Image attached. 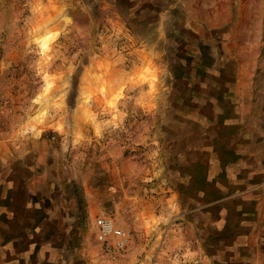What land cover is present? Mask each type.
Here are the masks:
<instances>
[{
    "label": "rangeland",
    "instance_id": "1",
    "mask_svg": "<svg viewBox=\"0 0 264 264\" xmlns=\"http://www.w3.org/2000/svg\"><path fill=\"white\" fill-rule=\"evenodd\" d=\"M3 148L0 264H264V0H0Z\"/></svg>",
    "mask_w": 264,
    "mask_h": 264
},
{
    "label": "built area",
    "instance_id": "2",
    "mask_svg": "<svg viewBox=\"0 0 264 264\" xmlns=\"http://www.w3.org/2000/svg\"><path fill=\"white\" fill-rule=\"evenodd\" d=\"M130 232L117 226L110 216H102L96 221V241L108 257H116L125 249Z\"/></svg>",
    "mask_w": 264,
    "mask_h": 264
},
{
    "label": "crops",
    "instance_id": "3",
    "mask_svg": "<svg viewBox=\"0 0 264 264\" xmlns=\"http://www.w3.org/2000/svg\"><path fill=\"white\" fill-rule=\"evenodd\" d=\"M19 130H20V125L18 126H16L15 127V129L14 130H12V136H16V138H19L18 136H19V134H18V132H19ZM4 149V148H3ZM3 151V154H5L6 152H7V150H2V149H0V153ZM15 164L13 163V162H9L8 163V161H5V162H3V163H0V174L1 173H4V172H7L8 170L10 171V172H12V170H14V169H16L15 168ZM20 168H21V170L22 169H24V170H22V173H24L25 175H26V180H25V184H26V187H27V185L28 184H31L32 183V180H33V175H34V172H33V165H31V164H29L28 162H26V161H23L21 164H20ZM30 178V179H29ZM262 186H264V185H262ZM251 189H253V190H256V189H258V186H256V187H253V188H251ZM236 191V190H235ZM190 260H191V258L190 257H188V256H183L182 258H178L177 259V261L175 262L176 264H189V263H191L190 262Z\"/></svg>",
    "mask_w": 264,
    "mask_h": 264
},
{
    "label": "bare ground",
    "instance_id": "4",
    "mask_svg": "<svg viewBox=\"0 0 264 264\" xmlns=\"http://www.w3.org/2000/svg\"><path fill=\"white\" fill-rule=\"evenodd\" d=\"M68 20H69V18H67ZM50 38H51V35H48V34H46V35H44L42 38H41V40H40V45H41V49H43V50H45L47 47H48V43H49V41H50ZM52 39V38H51ZM47 81V80H46ZM45 81V82H46ZM45 85H46V87L44 88L45 89V91H46V89L48 88V84H47V82L45 83ZM44 89H43V91L42 92H44ZM41 95L38 97V99L37 100H39L41 97H42V95H43V93H40ZM44 96V95H43ZM41 99H43V98H41ZM40 99V100H41ZM44 100V99H43ZM38 102V101H37ZM40 102V101H39ZM43 102V101H42ZM43 107V106H42ZM43 109L44 108H42V109H40L39 108V111L37 110V114H36V116L34 117V118H32V119H39L44 113H43ZM46 109V108H45ZM44 116V115H43ZM33 117V116H32ZM36 120V121H37ZM33 121V120H32ZM35 121V122H36ZM40 121H41V119H40ZM40 121L38 120L36 123L38 124V122L40 123ZM35 123V124H36Z\"/></svg>",
    "mask_w": 264,
    "mask_h": 264
}]
</instances>
